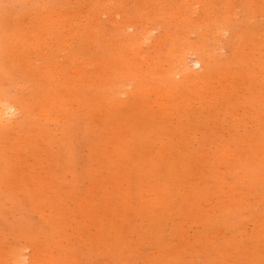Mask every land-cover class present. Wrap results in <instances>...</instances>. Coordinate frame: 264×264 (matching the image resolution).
Here are the masks:
<instances>
[{
  "label": "rangeland",
  "instance_id": "obj_1",
  "mask_svg": "<svg viewBox=\"0 0 264 264\" xmlns=\"http://www.w3.org/2000/svg\"><path fill=\"white\" fill-rule=\"evenodd\" d=\"M0 264H264V0H0Z\"/></svg>",
  "mask_w": 264,
  "mask_h": 264
}]
</instances>
